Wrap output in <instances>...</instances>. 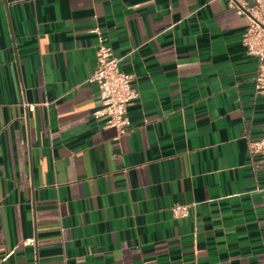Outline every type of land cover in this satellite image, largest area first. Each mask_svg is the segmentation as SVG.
Masks as SVG:
<instances>
[{"label":"crops","instance_id":"crops-1","mask_svg":"<svg viewBox=\"0 0 264 264\" xmlns=\"http://www.w3.org/2000/svg\"><path fill=\"white\" fill-rule=\"evenodd\" d=\"M249 23L229 0H0L1 264H264ZM100 43L139 92L123 132L94 114Z\"/></svg>","mask_w":264,"mask_h":264},{"label":"built area","instance_id":"built-area-1","mask_svg":"<svg viewBox=\"0 0 264 264\" xmlns=\"http://www.w3.org/2000/svg\"><path fill=\"white\" fill-rule=\"evenodd\" d=\"M237 8L239 14H246L250 20L244 34V44L249 54L259 57V71L256 76V91L264 96V0H252L247 5L244 0H229ZM95 31H99L96 29ZM97 64L86 82L95 83L99 88L102 108L95 111L96 116L106 115L107 125L115 127L120 132L129 125L128 106L139 97L137 89L132 87V75L119 67L120 58L112 54L111 47L100 43L96 51ZM33 109L34 105H28ZM252 152L260 153L264 162V136L250 142ZM190 204L176 203L171 210L176 217L189 214ZM9 254L1 258L0 264Z\"/></svg>","mask_w":264,"mask_h":264}]
</instances>
